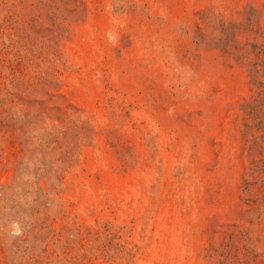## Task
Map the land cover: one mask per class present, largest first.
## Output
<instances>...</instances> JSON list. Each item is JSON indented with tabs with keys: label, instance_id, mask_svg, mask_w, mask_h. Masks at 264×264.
I'll list each match as a JSON object with an SVG mask.
<instances>
[{
	"label": "rangeland",
	"instance_id": "obj_1",
	"mask_svg": "<svg viewBox=\"0 0 264 264\" xmlns=\"http://www.w3.org/2000/svg\"><path fill=\"white\" fill-rule=\"evenodd\" d=\"M0 264H264V0H0Z\"/></svg>",
	"mask_w": 264,
	"mask_h": 264
}]
</instances>
